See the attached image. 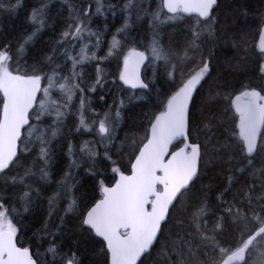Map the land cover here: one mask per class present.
<instances>
[{
	"label": "snow or ice",
	"instance_id": "1",
	"mask_svg": "<svg viewBox=\"0 0 264 264\" xmlns=\"http://www.w3.org/2000/svg\"><path fill=\"white\" fill-rule=\"evenodd\" d=\"M56 2L41 0L39 7L25 12L29 26L24 37L15 45L0 44V119L8 117L7 139L0 149V264H86L87 244L100 246L104 264H150L153 252L159 254L158 250L169 244L166 264H188L185 251L196 255L193 240L184 241L177 234V247L169 239L171 225L185 223L178 211H190L194 232H188L189 237L201 242L217 241L215 235L201 229L208 228L211 217L216 221L215 232L221 233L227 223H236L232 213L245 211L235 199L228 200L227 194L244 177L246 167L254 163L259 147L260 131L251 117L264 93L246 81L228 86L215 82L214 50L207 56L203 52L206 43L219 38L217 30L222 26L216 12L220 3L203 0L193 13L172 5L170 0H160L157 10L149 12L144 7L146 0H124L122 5L112 6L113 15L120 8L122 25L115 33H106L96 25L95 17L101 13L99 0L95 14L90 3H82L77 12L70 11L63 20L48 14ZM62 2L67 4V0ZM27 7L25 0H0V19L18 18ZM145 16H150V38L141 41L132 32ZM101 19L106 25L107 18ZM184 21L190 23L183 47L178 49L172 41L165 47L160 25ZM49 24L56 37L29 64V45L38 42ZM257 34L261 39L254 43L253 55L257 58V77L264 81V9L259 13ZM105 35H110L111 40L102 53ZM232 46L238 47L235 40ZM244 51L248 53L247 47ZM177 55L186 62L198 59L188 73L182 74L173 59ZM113 64L115 69L106 71ZM226 64L230 66L231 62ZM108 96H112L111 103ZM131 107L147 111L137 127L128 129L125 118ZM221 112L231 113L236 121L226 126ZM69 117L74 120L76 133H87L93 139L79 146L81 159L76 160L73 155L77 149L72 142L75 137L61 136L70 163L53 194L45 197L40 187L33 188L25 180L34 174L32 168L25 169L22 176L19 169L35 156L33 166L38 167L40 179L44 184L51 183L49 145ZM161 117L166 118L177 138V147H183L184 173L170 187L166 198L155 204L149 201L135 214H128L122 209L123 181L132 175V170L123 169L118 158L125 154L126 143L131 146L129 151L139 155L137 139L128 143V132L134 136L139 133L146 141ZM222 125L224 140L218 138ZM121 132L125 133L123 139ZM135 155L130 165L135 163ZM261 160L264 162V154ZM213 161L228 166L222 169L223 186L214 193L212 185L203 182ZM73 169L78 172L73 173ZM262 171L259 169L262 182L252 184L251 190L264 187ZM89 181H93L90 194L82 191ZM20 185L23 187L17 191ZM250 195L251 191L244 192V196ZM189 196L191 209L184 207ZM240 203H244L243 197ZM37 212L40 227L30 241L25 238L22 221ZM255 219L259 221V216ZM36 238L47 245L43 259L33 250ZM199 247L207 245L201 243L197 250ZM218 250L224 251L223 247ZM232 264H249L247 255L234 252Z\"/></svg>",
	"mask_w": 264,
	"mask_h": 264
},
{
	"label": "trees",
	"instance_id": "2",
	"mask_svg": "<svg viewBox=\"0 0 264 264\" xmlns=\"http://www.w3.org/2000/svg\"><path fill=\"white\" fill-rule=\"evenodd\" d=\"M45 3H52L53 0H44ZM124 0H99L101 6V13L96 15V25L104 28L105 32L115 33L116 28L122 25V18L120 15V8H116V14H112V6L122 5ZM220 3L219 11L216 15L220 21V25L217 30V36L219 37L214 42H208L203 48L204 55L207 56L211 49L214 50L215 55L212 57L213 63L215 65L214 80L217 83L223 84L225 86L236 85L239 81H246L251 84L252 87L258 88L264 93V81L259 80L257 77L259 73L256 71V57L253 55L255 49L253 47L254 43L259 40L257 34V27L259 21V13L264 9V0H218ZM28 7L24 12H21L19 17H13L11 19H0V44L9 42L15 45L18 40L24 37L25 31L28 28V23L25 19V12L32 11L34 7H39L41 5V0H25ZM82 3H90L92 5L91 11L95 14V6L97 0H67L65 5L62 0H57L54 6L49 10V15L55 20H63L68 17L69 12L73 14L78 11ZM160 0H146L144 7L153 12L157 10ZM101 17L107 18V24L105 25ZM149 21L150 16H145L143 21H141L135 27L132 32V36L137 40H147L149 36ZM190 21L176 22L175 25L171 23L160 25V36L165 47L168 46L169 41H172L175 46L179 49L184 45L185 37L189 35L187 28ZM96 25L93 26L94 30ZM51 24H49V30H45L39 37L38 42L33 41L30 43L29 47L32 48V55L29 56L28 63L31 64L32 57L38 56L42 51H46L50 44L56 37V33L50 30ZM95 40V37L92 38ZM111 40L110 35H105L103 38V43L101 45V52L107 51V43ZM236 41L238 47L232 46V42ZM247 47L248 53L246 54L244 48ZM178 72L186 74L193 67L197 57H194L192 61H185L180 58V56H174ZM226 61H230V66L226 64ZM115 69V64L111 68L106 69V71H112ZM119 95V94H118ZM117 95V96H118ZM264 95V94H263ZM111 97V96H108ZM108 99V98H107ZM77 104L78 102L74 101ZM111 103V102H110ZM135 103V102H134ZM100 105H97L99 109ZM75 111V109H73ZM147 109L141 107H131L127 113L126 121L127 128L133 129L138 126L140 120L143 119V113ZM221 118L225 120L226 126H231L233 122L236 121V117L232 116L231 113H220ZM1 120V119H0ZM74 120L69 117L65 122V126L61 129L60 133L55 139H52L49 147L52 149V163L50 165L53 176L50 184H44L40 179V173L38 167L33 166V161L36 159L35 156L27 163H23V167L19 169L21 176L27 168H32L33 175L30 177H25L28 185L33 188L40 187L41 191L44 193L45 197L53 194V190L57 185V181L63 172L67 170V165L70 163L67 157V148L64 146L65 141L61 140V136H68L69 138L75 137L72 140L73 144L76 146V151L73 155V159L80 160L81 156L78 151L79 146L88 140H92L93 137L89 134H84L80 136L75 132L73 127ZM225 125H222L218 129L220 140H224L222 129ZM51 133L49 132V137ZM125 133L121 132L120 136L123 139ZM139 133L135 136L132 132H128V143L131 142L133 138L137 139V147L141 148L146 141L139 137ZM131 146L126 143L125 154L118 158L119 165L125 169L129 170L131 167L130 161L133 159L135 153L129 151ZM177 145L173 146L172 151L177 149ZM38 151V148H37ZM261 154H264V128L259 140V147L257 151V156L252 165L246 167L245 175L241 179L238 185H236L233 191L227 194L228 200H236L239 207H242L245 211L241 213H232V218L235 219L236 223H227L224 230L221 233L215 232L216 221L209 217V225L207 229L202 227V231H208L210 235H215L217 241H204L201 242L194 236L189 237L188 232L194 229L190 223V211H178V215L182 216L185 223L178 226L176 224L171 225L172 235L170 240L176 242L177 247H179V240L177 239V234L183 238L184 241L189 239L193 240V251L196 252L195 256H190L187 251H185V259H187L188 264H221L222 261L235 250L240 248L246 242L247 238L264 223V187H256L255 190H251L250 186L252 184H257V186L262 182L259 180V169H264V162L261 160ZM137 155H135L136 157ZM235 161H233V167H235ZM227 165H222L219 161H213V164H209L207 171L204 173V183L211 184V191L214 193L218 186H223L224 176ZM224 169V170H222ZM78 172V170L73 169V173ZM255 173L256 177L255 178ZM107 175H111L110 171ZM261 176L264 177V171L261 172ZM18 181L20 177H17ZM23 185L18 186L17 191ZM86 193H91L93 191V181H89L84 185L83 190ZM245 191H251L250 196H244ZM260 199H257V197ZM243 197L244 203L241 204L240 200ZM250 201V203H249ZM192 197L186 199L184 207L191 209ZM46 203L44 207L46 208ZM259 216V221L255 219ZM22 223L25 225L26 239L33 240V233L40 227V213L37 212L35 216L29 220H23ZM203 243L207 247H199L197 250V245ZM171 247L169 244L167 247H162L157 252H153L150 258V264H166L165 260L168 255V248ZM223 247L224 251H219L218 249ZM47 249L46 244H40L38 238L33 245V250L40 253L43 259L44 252ZM84 259L86 264H104V256L101 248L98 244H87L84 245ZM249 264H264V234L260 236L252 248L249 250L248 254ZM175 264V261H173Z\"/></svg>",
	"mask_w": 264,
	"mask_h": 264
},
{
	"label": "water",
	"instance_id": "3",
	"mask_svg": "<svg viewBox=\"0 0 264 264\" xmlns=\"http://www.w3.org/2000/svg\"><path fill=\"white\" fill-rule=\"evenodd\" d=\"M170 2L178 8L182 7L185 11L194 13L202 6L203 0H170ZM258 103L259 107L253 112L251 119L261 136L264 128V95L259 97ZM7 134L8 117L5 115L0 120V149L4 147ZM175 145H177V138L167 125L166 118L161 117L151 137L140 148L139 155L135 157V163L131 165L132 175L123 181L125 188L123 211L135 214L149 201L155 204L170 194V187L175 186L185 170L183 147L172 151ZM263 234L264 223L247 238L244 245L234 252L247 255L255 241ZM233 253L228 255L221 264H232Z\"/></svg>",
	"mask_w": 264,
	"mask_h": 264
},
{
	"label": "flooded vegetation",
	"instance_id": "4",
	"mask_svg": "<svg viewBox=\"0 0 264 264\" xmlns=\"http://www.w3.org/2000/svg\"><path fill=\"white\" fill-rule=\"evenodd\" d=\"M115 95H118V93H114ZM108 98V101H109V103L111 102V100H112V96L111 97H107Z\"/></svg>",
	"mask_w": 264,
	"mask_h": 264
}]
</instances>
